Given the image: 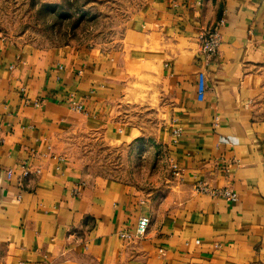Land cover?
<instances>
[{
    "label": "crops",
    "instance_id": "1",
    "mask_svg": "<svg viewBox=\"0 0 264 264\" xmlns=\"http://www.w3.org/2000/svg\"><path fill=\"white\" fill-rule=\"evenodd\" d=\"M263 95L264 0H147L109 50L0 36V264H264ZM72 131L150 145L161 193L88 177Z\"/></svg>",
    "mask_w": 264,
    "mask_h": 264
},
{
    "label": "rangeland",
    "instance_id": "2",
    "mask_svg": "<svg viewBox=\"0 0 264 264\" xmlns=\"http://www.w3.org/2000/svg\"><path fill=\"white\" fill-rule=\"evenodd\" d=\"M147 0H0V36L40 48L117 47L127 22ZM264 116V95L257 102ZM141 115V113H140ZM65 153L88 177L124 181L143 194L161 193L168 166L148 146L112 145L89 132H69Z\"/></svg>",
    "mask_w": 264,
    "mask_h": 264
},
{
    "label": "built area",
    "instance_id": "3",
    "mask_svg": "<svg viewBox=\"0 0 264 264\" xmlns=\"http://www.w3.org/2000/svg\"><path fill=\"white\" fill-rule=\"evenodd\" d=\"M200 50L202 54L205 56L207 60L213 58L219 49L221 43V35L217 27H213L212 29H208L201 33L200 35ZM72 108L80 111L82 109V105L80 103H72ZM179 131L174 130L173 135H178ZM28 170L24 169L23 174L27 175ZM195 189L197 191H201L204 193H208L215 197H222L228 201H236L237 194L231 190L230 188L222 187V188H209L204 183L198 182L195 184ZM150 223V218L147 215L139 216L137 220L136 227L132 234L122 232L121 236L123 238H141L143 237L148 229ZM22 264V263H21Z\"/></svg>",
    "mask_w": 264,
    "mask_h": 264
}]
</instances>
